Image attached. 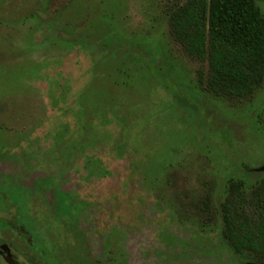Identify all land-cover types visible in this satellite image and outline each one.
<instances>
[{
    "label": "rangeland",
    "instance_id": "1",
    "mask_svg": "<svg viewBox=\"0 0 264 264\" xmlns=\"http://www.w3.org/2000/svg\"><path fill=\"white\" fill-rule=\"evenodd\" d=\"M185 1L0 0V239L20 259L253 261L219 208L262 178L264 82L205 88L170 28Z\"/></svg>",
    "mask_w": 264,
    "mask_h": 264
},
{
    "label": "trees",
    "instance_id": "2",
    "mask_svg": "<svg viewBox=\"0 0 264 264\" xmlns=\"http://www.w3.org/2000/svg\"><path fill=\"white\" fill-rule=\"evenodd\" d=\"M169 22L185 50L208 62L203 82L210 92L242 98L264 82V13L257 0H186L171 10ZM261 173L248 194L242 180L231 181L219 213L223 236L234 250H246L264 264Z\"/></svg>",
    "mask_w": 264,
    "mask_h": 264
},
{
    "label": "flooded vegetation",
    "instance_id": "3",
    "mask_svg": "<svg viewBox=\"0 0 264 264\" xmlns=\"http://www.w3.org/2000/svg\"><path fill=\"white\" fill-rule=\"evenodd\" d=\"M25 232H27V231L25 230ZM8 242L6 241V239H0V256L3 258V260L6 262V264H10L6 260V256L9 253L18 262V264H32L30 261H27L25 259L24 260L23 259H20V255L17 253V251L15 249L16 247H13L12 246L13 245L12 244V240L11 241L8 240ZM38 260H39L40 264H46V262L44 261V259L42 258V256H39V254H38Z\"/></svg>",
    "mask_w": 264,
    "mask_h": 264
},
{
    "label": "water",
    "instance_id": "4",
    "mask_svg": "<svg viewBox=\"0 0 264 264\" xmlns=\"http://www.w3.org/2000/svg\"><path fill=\"white\" fill-rule=\"evenodd\" d=\"M257 171H264V165L257 168L256 169ZM6 260L10 263V264H18V262L11 256V254L9 253L7 256H6ZM241 264H259L257 262H254V261H247V262H243Z\"/></svg>",
    "mask_w": 264,
    "mask_h": 264
}]
</instances>
